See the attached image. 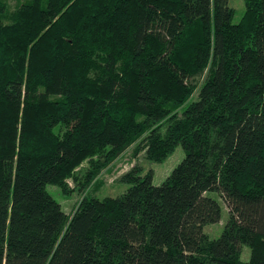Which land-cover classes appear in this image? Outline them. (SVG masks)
Here are the masks:
<instances>
[{
    "label": "trees",
    "instance_id": "trees-1",
    "mask_svg": "<svg viewBox=\"0 0 264 264\" xmlns=\"http://www.w3.org/2000/svg\"><path fill=\"white\" fill-rule=\"evenodd\" d=\"M244 2L235 23L229 0H0V264H264V0ZM178 144L160 184L134 164L71 213L47 190Z\"/></svg>",
    "mask_w": 264,
    "mask_h": 264
},
{
    "label": "rangeland",
    "instance_id": "rangeland-1",
    "mask_svg": "<svg viewBox=\"0 0 264 264\" xmlns=\"http://www.w3.org/2000/svg\"><path fill=\"white\" fill-rule=\"evenodd\" d=\"M5 1L7 2L9 11H12L24 0ZM229 5L234 8L233 22H239L245 11L244 0H229ZM203 77H200V80L198 79L200 83L203 81ZM196 94L197 91L193 95L194 98L196 97ZM183 108L180 109V112H182ZM161 130L163 132L166 130V124L162 126ZM133 149L134 146L129 147L116 160L103 168L100 174L87 185L84 183L86 182V172L90 166V162L88 159H85L74 169L73 174L67 178V189L63 190L60 185L48 184L47 190L57 201L61 203L65 212L71 213L84 196L104 198L106 196H118L126 191V189L130 186V183L120 178L134 164H140L143 167L144 172L152 168L154 171L153 183L160 184L185 156V151L181 144H178L175 149L161 162L146 158L144 151L135 155ZM82 182L83 188L81 187ZM208 193L218 199L221 205V219L215 223L207 224L204 227V231L211 238H216L221 234L224 228L229 216V211L226 202L217 192L209 191ZM249 257L250 247L247 244H243L241 258L242 260L247 261Z\"/></svg>",
    "mask_w": 264,
    "mask_h": 264
}]
</instances>
